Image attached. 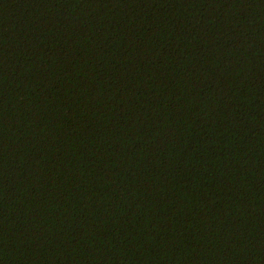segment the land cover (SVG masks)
Returning <instances> with one entry per match:
<instances>
[{"label": "trees", "instance_id": "trees-1", "mask_svg": "<svg viewBox=\"0 0 264 264\" xmlns=\"http://www.w3.org/2000/svg\"><path fill=\"white\" fill-rule=\"evenodd\" d=\"M0 264H264V0H0Z\"/></svg>", "mask_w": 264, "mask_h": 264}]
</instances>
